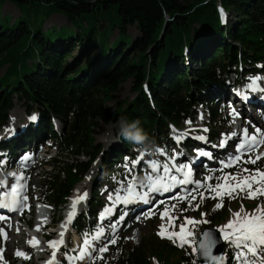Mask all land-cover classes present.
Segmentation results:
<instances>
[{"label": "trees", "instance_id": "1", "mask_svg": "<svg viewBox=\"0 0 264 264\" xmlns=\"http://www.w3.org/2000/svg\"><path fill=\"white\" fill-rule=\"evenodd\" d=\"M9 1L37 2L66 15L72 24L81 20L95 26L91 35L86 34L88 27L66 35L62 29L32 28L24 20L17 24L0 20V67L8 65L0 76V129L7 124L15 101L29 115L24 131L0 143V157L11 158L20 146L47 139L69 150L73 163L56 159L39 183L42 200L55 208L68 201L98 158H103L102 168L109 173L133 146L139 147L119 134L118 143L106 153L94 137L101 124L138 120L154 149L171 151L175 145L170 130L184 127L204 108L214 139L228 125L214 94L227 89L233 66L241 67L242 76L264 72V0ZM107 19L112 21L110 26ZM130 25L139 31L135 38L127 34ZM116 29L119 36L110 43ZM129 79L135 97L109 107L112 95ZM54 120L61 124V132ZM98 203L90 202L88 215L97 213ZM207 220L214 218L209 215ZM86 225L82 216L75 227L81 231ZM148 241L139 246L119 242L117 264H153L149 253L153 243ZM155 247L161 257L157 264H190L185 252L175 257L173 247L160 242ZM224 252L230 259L226 245Z\"/></svg>", "mask_w": 264, "mask_h": 264}, {"label": "snow or ice", "instance_id": "2", "mask_svg": "<svg viewBox=\"0 0 264 264\" xmlns=\"http://www.w3.org/2000/svg\"><path fill=\"white\" fill-rule=\"evenodd\" d=\"M261 77H255L247 86L251 92L261 91L264 88L260 87L259 81ZM242 96L244 100L248 96L243 93H237ZM233 121L239 118L240 113L233 107L231 110ZM35 120V117H31ZM191 124V121L187 122ZM207 132L208 129H203ZM186 135V134H183ZM182 136H177L176 141L179 143ZM237 133L233 132L231 137H236ZM197 140H205L204 136L195 137ZM240 142L235 146V155L222 162V167L219 169L221 176L216 177L215 183H211L214 177L209 175L206 177L205 182L194 179L193 168L190 164H177L175 154H169L165 148H158L156 151L160 156H167L166 160H153L148 162L151 174L146 179L147 183L141 182L132 173L135 167L140 165L144 159V154L132 161V167L128 168V173L131 180L127 185L121 183L119 187L110 193L108 200L113 205H129L136 202H142L145 205L152 203L151 193H165L171 192L178 186L192 185L191 189L184 192L183 195H177L170 198V201H158L144 214V218H152L159 215L162 221L159 231L157 233L162 239H167L174 244L184 249H190L188 252L192 256L190 264H264V166L249 168L245 165L256 166L261 160H264V130L260 127H254L253 131L248 128L242 130L239 138ZM228 140L221 143V147L225 146ZM183 153H180L182 155ZM198 157H206L213 159V155L207 151H198ZM31 159L30 156L25 155L21 158V170L7 172V176L11 177V182L0 176V209L8 210L10 212H18L23 214L28 210L27 201L29 199L27 192V179L24 169L27 162ZM3 161L0 159V165ZM227 169H234L235 171L229 173ZM147 189V191H137V189ZM207 193V195H205ZM88 193L85 192L78 195L72 201V211L69 212L66 223L71 224L77 214V207L82 202L86 201ZM241 201L254 200L258 201L257 207L248 212L243 203H241L240 210L231 214V219L226 225L221 226L216 231L221 235L217 237L213 231L204 230L200 231L202 224H207L209 221L205 218L206 213H201V219L197 220L191 217H183L186 211H199L206 199L216 200L215 209L219 210L224 205V200ZM185 203L187 207L180 208L179 205ZM163 205V208H161ZM114 207H106L100 214V220L103 221L114 213ZM231 211V209H229ZM127 213L119 216V219L111 225L113 232L117 231V225L124 220ZM181 217H183L181 219ZM8 218L0 215V223L5 224L6 227L11 228V224L7 223ZM179 220V223L177 221ZM19 231V229H17ZM36 231L39 232L40 228L37 227ZM199 233V235H197ZM59 240H50L47 244L48 249L51 250V258L46 264H58L57 254L60 252L61 247L64 245V232H61ZM105 235V229L100 227L95 234L83 240V246L77 256H69L70 264L76 260H84L86 256H90L89 249L92 248L94 242L100 241ZM8 233L5 227H0V242L7 241ZM119 237L113 235L109 241L110 244L115 245ZM223 242L228 249L231 250V258L227 252L216 254L218 245ZM30 247H38L39 241L33 237L27 241ZM103 254L108 251V247L102 246L98 249H93ZM15 256L25 260L30 259V256L22 251H16ZM103 256L93 257V259H102ZM0 264L4 262L3 249L0 248Z\"/></svg>", "mask_w": 264, "mask_h": 264}, {"label": "rangeland", "instance_id": "3", "mask_svg": "<svg viewBox=\"0 0 264 264\" xmlns=\"http://www.w3.org/2000/svg\"><path fill=\"white\" fill-rule=\"evenodd\" d=\"M231 15V14H230ZM232 16V15H231ZM0 20H2L4 23H9V24H17L21 20L26 21L32 28H37L39 26H43L44 30H55L57 32H60L59 30L62 29V31L66 34H76L77 33V28H79L80 32H82L85 28L86 29V34L91 35L92 30L95 28L94 24L92 21H88V23L84 22L81 20L76 21L75 23L72 24V22L69 20V18L62 14L57 12L55 9L41 5L37 2L35 3H30V4H23V5H16L15 3L9 1V0H0ZM87 21V20H85ZM107 25L110 26L112 21L110 19H107L106 21ZM99 28V26H96ZM119 30L116 29L112 32L110 35V43H112L115 39L118 38ZM127 34L136 37L139 35V31L136 26L130 25L127 28ZM97 52L95 53V55ZM76 55V52H75ZM1 59V58H0ZM7 66H1L0 67V76H2L6 69ZM233 73L230 76V80L226 82L227 89L226 90H219L216 91L214 94V97H220L222 94L227 91L233 90L234 82H238L241 84L240 87L243 89V87H247L252 79L255 77H261V82L260 84L262 85V82H264V72L259 71V73H252V74H246L242 76L241 74V67L239 66V69L236 66H233L231 69ZM133 88V80L129 79L127 81L122 82V84L119 86V91L115 92L112 95V99L108 103L109 107H113L118 103H122L124 101H130L135 97V93L132 90ZM237 91H239V88H237ZM263 92H260L261 94ZM258 94V93H257ZM258 94V95H259ZM264 94V93H263ZM238 101H241L238 99ZM219 111L221 112V117L223 121H225L227 124L231 125V107L230 105L226 104V101H220L218 104ZM258 105V103H257ZM244 109H247L250 107L249 103L244 105ZM27 116H29L26 112V107L18 102L15 101V107L10 111V116L7 121V124L0 129V138L4 136H9L10 137L13 135L15 131H19L24 123L27 122ZM188 122V121H187ZM186 122L187 127L182 128L181 131H177L176 129H171L170 130V135L171 137L173 136L174 139H176L177 136H187V135H194V136H206V134H203V129H205L206 126H208L209 132L207 131L208 134L212 132V125L210 123V118L208 114L205 113V115H199L198 117L194 118V120L191 121V124H188ZM202 122H207V123H202ZM55 123V122H54ZM121 123H112L110 125L107 124H101L100 127L96 128L94 132V137L96 139V144L101 145L104 150L109 151L110 148L118 143V136L120 134V128H121ZM55 126L59 128L58 123H55ZM199 128L198 130H188L190 128ZM234 127L231 128V126L227 129H223L220 131V134L223 133L226 130H232ZM236 128V126H235ZM207 129V128H206ZM183 130V131H182ZM60 132L62 131V128L60 127ZM193 136V137H194ZM222 136V134H221ZM52 142L48 143L51 145ZM219 143V142H218ZM30 147L32 149H35L36 151H41L40 148L43 150V144H34L30 143ZM137 148V147H136ZM178 146L175 148L177 149ZM138 149V148H137ZM136 149V150H137ZM28 150H23L21 152H27ZM135 150L131 149L129 156H133V152ZM235 151L234 148H230V153L233 154ZM260 151H264V148H261ZM19 152V154L21 153ZM157 152V151H156ZM141 153H146L144 151H141ZM172 154L177 155L178 150H174ZM45 154H38L37 158L35 159V163L26 164L25 173L28 175V179L30 182V191H34L38 193L39 189V183L44 181V178L46 177L47 171H50L52 169V164L54 161L57 159V161H60L61 163H67V164H72L73 163V158L71 157V152L69 150H66L61 147V145H57V143H53V147L50 148L49 153L46 154L47 157H49V162L43 163L41 161V158L44 157ZM168 157L164 156V160H166ZM98 158L96 162L93 164L91 171L88 173L87 176H85L80 183L78 184L76 189L74 190L75 198L80 192H87L88 193V198L92 200H96L98 202H103L106 200L107 195H109V192L114 193V190H116L121 183L127 185V182L131 180L129 178V173H128V168L132 167V162L128 163L127 158H124L122 161H119L116 163V168L114 170L112 169L111 172L107 173V171L102 168V161L103 158ZM81 161H86L87 159L85 157H80ZM5 163V162H4ZM3 167V170L7 172H12V171H19L21 170V165L20 164H12L8 169H6L5 164L2 163L1 165ZM246 167L249 168H254V167H259V166H264V160H261L258 165L253 166V165H245ZM222 167V162L218 161L214 165V167L211 168H203V169H198V176L196 180H199L201 182L206 181V177L209 175H212L214 177L213 181L211 183H215L216 177L221 176L223 173L219 171V169ZM136 168V167H135ZM231 169H227L226 171L231 173L233 172ZM96 178L95 184H93V179L92 177ZM93 177V178H94ZM92 179V180H91ZM92 181V182H91ZM83 187L79 191L77 190L78 187ZM193 186H191L192 188ZM38 188V189H37ZM190 188V189H191ZM97 193V196L92 197V193ZM142 192V190H140ZM207 195V193H205ZM97 198V199H95ZM171 197H167L163 201H170ZM171 202V201H170ZM175 203V202H171ZM217 203L216 200L212 199H206L201 205L199 211H186L183 213V217H191L195 218L197 220L201 219V213H206V219L207 216L211 215L214 220L209 221L207 224H202L201 226L206 227H211V228H220L223 225H226L229 220L231 219V214L234 212H237L240 210L241 203H243L245 209L248 212H252L258 204V201L254 200H228L225 198L224 200V205L221 209L216 210L215 209V204ZM69 200L66 202L65 206L63 207L66 210H69ZM85 204V203H84ZM83 204V205H84ZM153 206V205H152ZM146 208L144 211H141L139 215L135 216L134 219L131 222H128L122 227L117 226V231L114 233L113 230L111 229L109 232H107L109 239L104 241L103 238L100 241L94 242L92 245V248L89 249V252L91 253L90 256H86V264H117V258H118V248H119V242H124L131 244L133 246H139L143 241L149 240V243H153V246L156 245L157 243H163L164 245H168L169 247H173L174 249L177 250V255L175 257H179L180 252H185L186 257H188L190 260H192V256L188 254L190 252V249H184L178 246L177 244H174L173 242L167 240V239H162L160 236L157 235L159 231V227L162 223V221L159 218V215L153 216L152 218H144V214L147 213V211L152 207ZM180 208H185L187 205L185 203H181L179 205ZM87 206L86 204L82 206V210H86ZM99 209V208H98ZM231 209V211H229ZM221 217L222 220L219 221V218ZM182 219V217H181ZM179 223V220L177 221ZM98 224V223H97ZM200 226V227H201ZM125 227V230L123 228ZM93 234H86L82 237L81 243L78 244V246L74 243L70 250H74L75 256L79 254V251L81 250L83 246V240L85 238L91 239V237L94 235ZM113 235H117L119 239L117 240V243L115 245H112L109 243V241L112 239ZM11 241L10 243H6V249L11 250L15 245V242H19V246H25V240H26V235H21V236H14L10 237ZM98 244H104L108 247V251L106 253H99L98 251H94L93 249H98ZM109 245V246H108ZM150 245V244H149ZM153 246L150 245L149 253H150V258L152 260L153 264H157L158 260L161 259V257H158L157 252H156V247L153 249ZM40 255V253H38ZM102 255V259H93V257H98ZM41 256V255H40ZM44 256V253L43 255ZM70 256V255H69ZM68 255H62L61 257L63 259H66L68 262ZM11 259H9L10 262ZM78 261V260H76ZM76 261L73 262V264H76ZM174 261V258L171 260V262ZM70 263V262H69ZM10 264V263H6ZM31 264H35L34 260H32Z\"/></svg>", "mask_w": 264, "mask_h": 264}, {"label": "bare ground", "instance_id": "4", "mask_svg": "<svg viewBox=\"0 0 264 264\" xmlns=\"http://www.w3.org/2000/svg\"><path fill=\"white\" fill-rule=\"evenodd\" d=\"M259 83H261V82H259ZM244 91L248 94L249 98H248L247 101L241 100V101H238V103L240 104V106L242 108L245 107L244 105L247 106V104L249 103L250 107H248L247 110H252L253 106L257 107V104L255 103V95H256L257 91L256 92H251V91L248 90V88L246 86L244 88ZM263 116H264V109H263ZM247 118H250V117L248 116ZM236 124L239 126L240 122L239 121H234L233 127ZM241 127L243 129L246 128V122L241 123ZM233 132L224 131L223 133H221L222 136H221V134L215 133V134H218V135H215V134L213 135L214 136V142L212 144H210L209 139L207 137V136H211V134H206L205 140H203L202 143L197 142V143L201 144V147H199V149H202V147H205L207 152L212 153L213 159L210 160V159H208L206 157H198L197 155L193 154L192 152H188V154H190L189 155L190 158L195 160V161H197V162H200L202 164V166L205 167V168L214 167V165L216 164L217 160L222 158V157H224V156H228L229 153H230V148H232L235 145L236 140H237V136L236 137H232L231 139H228L229 137H231V134ZM240 134H242V132ZM190 136H194V135H192V134L187 135L185 138H182L181 140H186ZM223 136L225 137L224 138L225 140H228V143L225 146L221 147L220 145H221L222 141H224V140H222ZM139 156H140V154H139ZM184 156H185L184 153L182 155H180V153L178 154V162H177V164H185L186 163V161H185L186 159H185ZM30 161H32V160H30ZM141 163H142V161H141ZM196 164L198 165V163H196ZM0 176H1V174H0ZM26 177H28V176H26ZM93 177H92L93 184H95L98 181H96V178L95 177L93 178ZM80 184H82V183H80ZM81 188H83V187L82 186L78 187L77 190L79 191ZM110 193H111V191L109 192V194ZM159 194H161L163 196V198H166V197L170 196L168 193H159ZM150 197L152 198V195H150ZM133 204H130V205H133V207H134L133 209H135V210H133V209L130 208V213H132V214L133 213H140L141 211H143V209H145L146 207L152 205V203H151V204H148V205L144 204L142 206V202H136V203H133ZM122 208H123V206H122ZM70 210L72 211V207L70 208ZM127 218H129V217H127ZM9 229L11 230V236L14 237V227L11 226V228H9ZM123 230H125V227L123 228ZM102 238H103L104 241H106V240L109 239V236L106 235V236H104ZM75 239L77 241L76 245L78 246L79 238L77 236H75ZM10 241H11V238L9 239L7 244L10 243ZM17 243H19V242L16 241L15 244H13V245H16ZM43 253L44 252L40 253V255L42 256ZM57 261H58V264H61V258L59 256V254H57Z\"/></svg>", "mask_w": 264, "mask_h": 264}, {"label": "clouds", "instance_id": "5", "mask_svg": "<svg viewBox=\"0 0 264 264\" xmlns=\"http://www.w3.org/2000/svg\"><path fill=\"white\" fill-rule=\"evenodd\" d=\"M122 125L120 128V134L125 140L130 141L134 145L139 146L140 151H153L154 144L149 140L147 133L139 127V121H134L132 123H127L125 118H122Z\"/></svg>", "mask_w": 264, "mask_h": 264}, {"label": "water", "instance_id": "6", "mask_svg": "<svg viewBox=\"0 0 264 264\" xmlns=\"http://www.w3.org/2000/svg\"><path fill=\"white\" fill-rule=\"evenodd\" d=\"M204 230H211V231H213L214 234H215L217 237H220V235H221L219 232L216 231V230H217L216 228L206 227V228H204L202 231H204ZM224 246H225V244H224L223 242H221V243L218 245V249H217V251H216V254H220V253L224 252ZM200 264H203V262L201 261Z\"/></svg>", "mask_w": 264, "mask_h": 264}]
</instances>
